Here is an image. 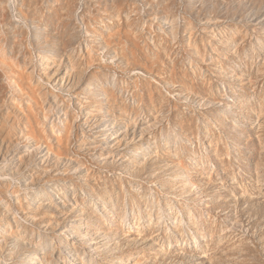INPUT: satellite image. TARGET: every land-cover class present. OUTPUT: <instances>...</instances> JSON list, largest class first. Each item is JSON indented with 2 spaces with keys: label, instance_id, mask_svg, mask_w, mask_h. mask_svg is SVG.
Returning a JSON list of instances; mask_svg holds the SVG:
<instances>
[{
  "label": "rangeland",
  "instance_id": "374dc122",
  "mask_svg": "<svg viewBox=\"0 0 264 264\" xmlns=\"http://www.w3.org/2000/svg\"><path fill=\"white\" fill-rule=\"evenodd\" d=\"M0 264H264V0H0Z\"/></svg>",
  "mask_w": 264,
  "mask_h": 264
}]
</instances>
